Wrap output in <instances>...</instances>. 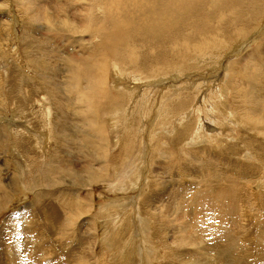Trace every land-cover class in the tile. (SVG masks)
I'll use <instances>...</instances> for the list:
<instances>
[{
  "label": "rangeland",
  "instance_id": "374dc122",
  "mask_svg": "<svg viewBox=\"0 0 264 264\" xmlns=\"http://www.w3.org/2000/svg\"><path fill=\"white\" fill-rule=\"evenodd\" d=\"M19 1L20 6H18V0L17 2L16 0H0V111L3 112L0 114V131L6 136L4 142L0 143V171H2L0 175L4 174L3 180L0 178L4 188L2 185L0 188L6 191V194L0 192V252L3 253L0 264H60L67 259V256L78 257L79 264H100L97 263L98 260L107 257L109 260L107 264H141L143 262L144 264H238V262L264 264V205L261 204L264 201V182L261 181L264 180V163L256 157L263 153L259 146H261L260 141L264 142V126L261 128L255 126L251 130L255 135L250 132L246 136L251 143L255 144L256 149L253 150L245 143L239 142L243 134L242 130L247 128L244 125L248 118L242 114L240 116L241 107L240 111L238 109L244 96L237 91L243 84L237 78L239 73L256 75L254 82L247 78V86L252 87L248 90L251 91L248 96L252 95L256 106L263 108L264 111V73L257 75L261 73L258 68H264V0L261 7L263 11L259 18L250 22L249 28L237 32L233 40L223 41L220 48L201 54L203 49L199 47L205 44H196L191 47L188 60L183 58L185 54H177L174 59L159 61L152 67L150 65L142 67L135 56V64L119 60L109 64V88L113 93L115 91L119 93L117 96L127 90L125 87L118 86L122 81L116 74L118 67L133 70H127L129 73L140 70L143 76L148 77L146 81L143 80V83H158L160 85L158 90L162 93L178 89L179 94L189 92L191 96L198 95L191 108L196 106L201 113L191 115L192 129L196 130L199 127L198 124L204 119L210 122V127L213 129L207 126V132H203L202 139L194 138L196 143L191 138L190 130L187 132L181 129L188 125L187 119L171 120L170 127L160 124L164 123L161 121L164 118L159 117L162 98L155 109L157 113L149 118L148 126L144 127L141 123L147 136L146 134L144 137L141 136L138 133L139 129L136 128V118L142 116L139 109L135 110V116L133 115L128 125L136 131L132 135L128 133L129 130L126 131L127 128L123 124L121 125L123 120L121 113L103 115V120H99L103 123L102 130L90 132L86 125L90 117L76 112L74 105L76 102L71 101L76 96L69 98L70 93L66 91L65 86L68 81L64 76L69 75L70 72L60 64L53 67L55 71L50 76L48 73H41L42 70L38 68L35 70L31 66L29 69L26 61L42 62L38 54L40 51L31 49V46L42 48L43 45L39 46L38 41L41 44L45 42L51 44L49 55L53 63H56L58 58L64 57L65 53L60 48L62 39L73 40L77 38L75 35L83 33L75 15H87L91 7L96 10L95 1L38 0L39 7L49 12L44 15L51 17L47 16L40 22L37 21L41 32L33 35L31 31L32 40L35 41L33 45L26 40L20 42L25 28L19 8L25 10L26 6H31V12H33L34 2ZM84 8L88 11H84ZM204 20L208 21L207 18ZM65 22H69L78 32L67 35L48 34L49 30L58 28L57 23ZM257 48V56L263 58V63L252 67L258 63L253 53ZM5 52L7 54L11 52L14 56L5 57ZM19 57H23L25 61L19 60ZM13 66L15 68L19 66L23 75L17 93H12L14 86H12L13 80L10 74ZM28 76H30L29 79H26L25 77ZM41 76L43 80L46 78L50 80L59 96H63L67 104L70 103L71 112L68 114L71 120L68 119L67 125H61L63 119L59 118L56 112L52 115V129L49 130L50 134L48 131L46 133L50 144L47 155L50 154V159L43 161L46 153H41L42 159L36 163L31 162L24 153L19 157L15 153L18 149L20 151L25 148L28 150L26 153L31 154V145L13 141L8 143V140H13V136L16 138V132L11 131L13 127L22 129L25 125L31 129V133L41 131L45 114L31 116V104L33 101L35 103L36 99H40V95L34 93V90L33 94L32 90L31 93H26L27 82L30 81L34 88H38L35 82ZM136 76L131 74V78ZM214 77L223 86L219 95L216 94L218 92L213 82ZM172 85L176 86L175 89L170 88ZM81 86L85 87L86 83H82ZM138 93L139 90L136 95ZM14 95L19 96L18 101L14 100ZM109 108L103 110L105 111L103 114H106ZM147 111L148 109L143 111V114ZM25 112L29 113L27 119L21 116ZM261 113L262 115L255 117L260 125L264 124V114ZM213 116L215 119L212 118ZM5 118L10 123L6 122ZM158 121L161 122L158 124ZM222 121H225L228 126L222 124ZM234 127L238 129L235 130ZM179 128L180 135L177 132ZM186 133L189 135L186 136ZM148 135H151L152 139H149ZM124 137L125 142L121 144ZM18 138L17 141H19ZM144 140L149 144L147 150L150 148L146 150V153L142 152ZM236 140L240 145L238 144L235 150H232L229 146L236 144ZM60 142L64 143L59 152ZM51 152L58 153L59 157L57 158L56 154L51 156L53 154ZM20 153L22 154L21 151ZM172 153L175 154L174 157L171 156ZM232 162L235 164L241 162L239 165L242 164L243 168L236 170L237 168L231 165ZM18 163L24 166L30 163V166H33L32 172L30 170L28 173L25 186L22 183V171L18 173L16 168ZM221 170L226 172L223 173L225 176L220 177ZM206 171H210L214 177L209 176ZM241 171L245 172L243 177L249 179V183H239L235 180L232 184L231 175L234 173L239 175ZM246 174L253 175L252 179ZM253 183H255L253 190L256 189L259 193L257 198L255 197L257 203L252 204L247 200L243 202L245 193L252 191L250 186ZM212 185L215 188H212ZM244 186L248 191L239 190ZM4 195L7 199L3 202ZM215 196L219 198L216 206L213 201ZM112 198L114 200L111 202ZM117 198L120 199L118 202H116ZM122 202H126L124 208H116ZM52 203L64 206L66 217L64 214L57 217L63 219L60 228L59 226L54 228L52 220L47 217L50 216ZM44 206L49 207L47 215L46 212L41 211ZM132 206L133 209H131ZM73 209H76V212H73ZM115 215H118V219L112 221ZM37 217L40 220L37 221ZM116 223L118 225L115 227ZM137 229L141 230L138 232L143 236L137 234ZM37 235L40 237V242ZM21 242L25 243L26 252H23ZM140 244L143 247L147 244L150 249L149 254L143 249L144 259L139 257ZM77 251L81 253L72 256L68 254ZM149 257L152 259L150 260Z\"/></svg>",
  "mask_w": 264,
  "mask_h": 264
},
{
  "label": "bare ground",
  "instance_id": "6f19581e",
  "mask_svg": "<svg viewBox=\"0 0 264 264\" xmlns=\"http://www.w3.org/2000/svg\"><path fill=\"white\" fill-rule=\"evenodd\" d=\"M32 1L34 2V11L33 12H31V6H26L25 10H23L21 7L19 8V10L21 9L19 13H21V18L24 21L23 27L25 28L24 32L21 36L20 42L22 40L23 41L26 40L27 42H31V45H33L35 43V41L32 40L33 36H31V31L34 33L33 35L40 33L41 29L39 28L38 23L40 22L41 19L48 16V15H44V14L49 13L45 8L39 7L38 0H32ZM94 1L96 3V6H95L96 10H93V8L91 7L89 9L90 10L89 14H87V15H85V14L75 15V18L78 19V21H79L80 27L83 29V33H79V34L75 35L77 38L73 39V40L62 39L63 43H60V48L65 53V56L62 58H58L56 60V63H53L51 61V57L49 55V52L51 51V44L47 43V42L41 44V42L38 41L39 46L43 45L42 48L38 49V47L31 46V49H33V51L35 49H37L38 52L40 51V53H38V54H40V56L42 58V62L38 63V61H37V63H36V61H35V63H34L32 60L26 61L27 62L26 64H27V66H29V69H31V66H32L33 69L37 70V68H38L39 70H42L41 73H48V75L51 76V74H53L55 71L53 67L61 64V66L66 71L70 72L69 75L65 74V76H64L65 79L68 81V82H66L67 84L65 86L66 91H69V93H70L69 98L74 97V95L77 97V98L74 97L71 100L72 102L73 101L76 102L74 104L75 108L77 109L76 112L80 115L86 114L87 117L88 116L90 117V118L88 117L90 120L87 121V124H86L88 126V127L87 126L86 127L89 129L90 132H94V130H99V129H100L99 131L102 130L103 123H101L99 120L102 119L103 115L121 113V115L123 116L122 117L123 120L121 122V125L123 124V126L125 128H127L126 131L129 130L128 133L132 135L136 131L135 130L133 131L132 126H128V125H130V121H131L133 115L135 114V110L139 109L142 112V116H140L138 118L135 117L137 119L136 120V123H137L136 128L139 129L138 133H140L141 136L144 137L146 132H145L144 128L142 127L141 123H143L144 127L148 126L149 118L152 115L157 113L155 109H156V107H158L159 100L162 98L163 102L160 104L162 106V109L160 108L161 112H160L159 117L164 118L163 120H161L164 123H160V124L161 125L166 124L167 127H170L171 122H169V121L177 120L178 118H180L179 119V121H180V120L185 118V119H187L188 125L181 128L182 131L188 132V130H190V132L192 133L191 138H193L192 139L193 141H194V138L195 139H200V138L202 139V137H203L202 135L204 134L203 132H207V126L209 129H213V128L210 127V122H208L207 120L204 119L203 122L198 124L199 127L196 130L192 129L193 121H190L191 115H195V114H197V112H198V114L201 113V110L199 108H197L196 106L193 109L191 108V106L194 105V102L198 98V95L191 96L189 94V92H182L179 94V93H177L179 90L175 89L176 86H173V85L170 88L175 89V90L165 91L162 93L161 91L158 90V88L160 87V85H158V83H151V84L149 82L143 83V80L146 81L148 77L143 76V73L140 70H138V71L135 70L134 72H136V73H129V72H127V70H131L130 68L124 67V69H122L123 68L122 66H121L122 68L117 66L119 68L117 70V73H116L117 77L122 80L118 84V86L127 88L126 92L120 93V96H117V94H119V93H117L116 91H115V93H113L109 88V83H110V80H109V77H110L109 64H110V62L112 63V61H114V60H119L120 62L122 61V62H129V63L134 62V64H135L134 56L137 57L138 62L141 63L142 67H149V65H150V67H152L156 63H158L159 61L174 59V57L177 54H179V55L185 54L183 56V58H187V60H188L190 58V52L192 50L191 47H193V45H196V44H205L204 46H201L199 48L203 49L201 54L207 53L210 50H214V49L218 48L219 46H221V43L223 41L226 40V42H227V39H229L228 42L231 39L233 40V37L237 34V32L239 33V31L245 30L246 28H249L248 27L249 23L252 22L254 19L255 20L258 19L260 13H262V11H263L261 8L263 6L262 0H94ZM16 2H17V0H16ZM18 4H19L18 6L21 5V2L19 0H18ZM59 9L60 8H58V10ZM99 9H100V11H99ZM84 11L87 12L88 9L84 8ZM48 17H51V16H48ZM205 18L208 19V21H207L208 23L205 22V20H204ZM37 21H39V22L37 23ZM50 23H52V22H50ZM25 24L27 26H25ZM57 24H58V28H56L55 30L54 29L49 30L48 34L50 33L53 35H67L68 33H77L78 32V30L73 28L69 22L57 23ZM243 32H245V31H243ZM28 40H31V41H28ZM163 40H164V42H163ZM260 50L261 49L259 48V51ZM257 51H258V48L255 49L253 53H255V56H256L255 59L258 61V63L256 64V66L254 65L252 67H257L258 64L263 63V61H262L263 58H260L257 56V53H256ZM12 56H14V55L11 52L9 54H7L5 52V57H12ZM21 59H23V62L25 61L23 57H19V60H21ZM116 64H118V63L116 62ZM12 70L13 71L10 74V78H11V80H13L12 86H14V89H12V93H17V91L19 90V85H20V82L22 80L23 75L21 73V70L19 69V66L17 68H15L13 66ZM131 71H133V70H131ZM258 71H260L261 73L257 72L258 74L257 73L256 74L262 75L264 73V68L260 67V68H258ZM131 74L137 75V76L135 78H131ZM220 76H222V75H220ZM255 76H254V74H249V73L244 74V72H241L237 75L238 80L243 83L237 91L240 92L242 94V96H244L241 104L239 105L238 110L240 111V107H241L240 116L242 114L248 118L246 124L244 123L245 124L244 127H247V128L242 130L243 134L241 135L239 142L245 143L247 146H249L253 150L256 149L255 144L251 143L250 140H248L246 138V136H247V134H249L251 132V130H253L255 128V126L257 128H261L264 126V124L260 125V122L257 121L255 118L256 116H258L260 114L262 115L261 112H263V114H264L263 108L256 106L255 100L252 98V95H251V97L248 96L251 92L248 90L249 89L251 90L252 87L250 85L247 86V78H249L251 81L254 82ZM29 77L30 76L25 77V78L29 79ZM52 81H53V79H52ZM213 82L217 86L216 90L218 93H216V94L219 95L222 92L223 86L221 85V82H218L216 80V77H214ZM35 83L38 86V88H34L33 84L30 81L27 82L28 86L26 88V93H31V90H32V94H33V90H34V93H37L40 95V99H36L35 103L33 102L31 104V116L38 115V114L39 115L45 114L43 122H42L43 126L41 125L42 126L41 131L38 133L37 132L31 133L30 132L31 129L25 125H23L22 129L13 127V129L11 131L16 132V134H15L16 138L13 136V140L9 139L8 143H11L10 141L22 142L24 144L28 143L29 145L32 146L31 154H29V152L26 153L28 150L26 149L27 150L26 151L25 148H24V150H20L22 152V154L20 153L19 149H18V152H15V151L14 152L17 153L16 154L17 157H19L20 155H23V153H24L27 155L28 159L31 160V162L38 163L39 161H41L42 156H43L42 154H44V153H46V156H44L45 158L43 157V161L50 159L49 158L50 154L47 155V148H48V145L50 147V144L48 143L49 139H48V136L46 135V133L48 131L50 134L49 130L52 129L51 128V126H52V120H51L52 115L56 112L58 114L59 118L63 119V122L61 123V125L62 124L67 125L68 119H70L68 112H71L70 111L71 108H70V103L67 104L64 97L59 96L58 92L56 91V88H54V86H53L54 84H52V82L50 80H47V78L43 80V76H41V77H39V79ZM82 83H86V86L85 87L81 86ZM64 85H65V83H64ZM138 90H139V93L136 95V92ZM246 91H247V93H245ZM125 94H126V96H125ZM17 97H19V96L14 95V100L17 99ZM123 97L126 99H124ZM204 100H205V98H204ZM17 101H18V99H17ZM124 103H126V105H124ZM17 106H19V105H17ZM113 106H117V107H113ZM43 107H45V109H43ZM107 108H109L107 113L103 114V112H105L103 110H106ZM25 109H26V107H25ZM146 109H148V111L145 114H143V111H145ZM25 111H28V110H25ZM1 113H3V112L0 111V114ZM28 114L29 113L25 112V114L23 113L21 116H23L24 118L27 119ZM12 115H14V113ZM15 115H17V114H15ZM157 117H158V114L156 115V119H157ZM212 118L215 119L214 116ZM5 120H6V122L10 123L7 120V118H5ZM161 121H158V124ZM166 121H167V123H166ZM11 122L14 123V121H11ZM231 122H233V121H231ZM19 123H21V122H19ZM226 123H227V120H226ZM226 123H225V121H222V124H225V126L227 125ZM237 124H239V123H237ZM59 127H61V126H59ZM234 128H235V130L238 129V128L236 129V127H234ZM148 129L150 130V128H148ZM9 131H10V129H9ZM180 131H181L180 128L177 129V132L179 135H180ZM2 133L3 132L0 131V143L4 142L5 137H6L5 134L3 135ZM251 133L254 134L253 131ZM122 134H123V132H122ZM137 135H139V134H137ZM137 135H135V136H137ZM153 135H155V134H153ZM188 135L189 134L186 133V136H188ZM145 136H147V134ZM17 137H19L18 138L19 141L16 140ZM21 137H23V139H21ZM148 137H149V139H152L151 135L150 136L148 135ZM177 137L178 136H176V138ZM250 139H251V137H250ZM145 140H144V142H145ZM46 141H47V143H46ZM124 142H125V137L122 139L121 144H123ZM133 142H135V140ZM63 143L60 142V146L58 147V148H60L59 152L62 150L61 146ZM131 143H132V141H131ZM150 143H151V141H150ZM260 143H261V146H259V147H261L260 150H262L263 153L260 155H256V157L258 158L257 160L264 163V142L260 141ZM238 144L239 143H237V140H236V144L231 145L229 147L232 150H235L234 148ZM143 145H144V148L142 149V152L146 153V150H147V147L149 144H147L145 142V143H143ZM20 146H22V145H20ZM120 146H122V145H120ZM134 147H135V145H134ZM140 147H141V145H140ZM150 147H152V146H150ZM245 148H247V147H245ZM7 149H9V148H7ZM138 151H140V150H138ZM38 152H40V154H38ZM35 153H37V154H35ZM51 153H53V154H51V156L56 154L57 158L59 157L58 153H56V152H51ZM252 153L253 152H251V154ZM12 154H13V152H12ZM78 154H79V152H78ZM253 154H255V153H253ZM146 156H148V154ZM171 156L174 157L175 154L172 153ZM57 158L55 159V161L57 160ZM30 163L27 166H26V164L24 166V165H20L18 163V165L16 166V168L18 169V173H19V171H22V177L21 178H22V183L24 186L26 184L29 171L31 170L30 172H32L33 166H30L31 165ZM36 163H35V165L37 167ZM119 163H117V164H119ZM148 163H150V161ZM240 163L235 164L232 162L231 165H234L237 168L236 170H238V169L241 170L243 168V166H242V164L240 166L239 165ZM142 167H144V166H142ZM145 167H146V164H145ZM138 170H142V169H138ZM1 172L2 171H0V174H1ZM107 172H109V171H107ZM145 172H147V170ZM206 172L208 173L209 176L214 177V175L210 171H206ZM223 173H226V172L224 170H221L220 171V177L225 176V175H223ZM142 174H143V172H142ZM244 175H245V172H242V171H241V174H239V175H235V173H234L233 175H231V177H232L231 179H233L231 181V183L234 184L235 180H237L236 182H239V183L244 182V183L248 184L249 179L244 178L243 177ZM246 175L250 179H252L253 175H251V174L250 175L246 174ZM3 176H4V174L0 175V178L2 179ZM20 176H21V174H20ZM150 176H151V174H150ZM134 177H136V176H134ZM217 177H218V175H217ZM142 178H144V177H142ZM226 178L228 179V177H226ZM15 181H17V180H15ZM261 181H262V183L264 182L263 179ZM15 183H17V182H15ZM19 183H20V181H19ZM134 184H136V183H134ZM140 184H139V186H140ZM254 184L255 183L251 184V186H250V187H252V191H248L245 188V186L239 189V190L244 189V191H248L245 193V198L243 199V202L247 200L249 203H252V204L257 203L256 198H257V195L259 193L256 191V189L253 190ZM1 185H2V183L0 182V187H1ZM232 186L235 187V185H232ZM2 187H3V185H2ZM144 187H145V185H144ZM216 187L220 188L219 186H216ZM3 188H0V192H4V194H6V191H4V190L2 191ZM212 188H215V186L212 185ZM237 188H238V186H237ZM11 189H12V187H11ZM132 189H130V190H132ZM223 189L224 188H222V190ZM142 192H144V191H142ZM137 196L138 195H136V197ZM215 197L216 198H213V201L215 202L214 205L216 206V202L219 201V198L217 196H215ZM5 199H7L6 195H4V197H3V202ZM118 199L119 198H117L116 202H118ZM140 199H142V198H140ZM113 200H114L113 198L110 199L111 202ZM254 200H256V201H254ZM0 202H1V200H0ZM125 203L126 202H122L121 204L116 206V208H119V207L122 208L125 205ZM249 203H248V205H249ZM54 204L55 203L50 204V205H53V206H51L50 212L48 211L49 207L46 208L45 206L41 209V211L43 213L46 212V215L49 212L50 216H47V217L52 220L51 223L54 224V228H57L58 226L60 228V225H62L61 223H63V219H58L57 217L62 216L63 214L66 217L64 210H63L64 206H57ZM261 204L264 205V201H262ZM107 205H109V204H107ZM107 205H105V207ZM115 205H116V203H115ZM218 205H219V203H218ZM209 206H211V205H209ZM135 207H136V204H135ZM138 207H140V206H138ZM131 209H133V206ZM74 211L76 212V209H73V212ZM77 211H78V209H77ZM126 211H124V213ZM135 211H136V209H135ZM254 213H255V210H254ZM117 216L118 215H115V217H114V219H112V221L117 220L118 219ZM263 217H264V215H263ZM76 218L77 217H75V219ZM149 219H150V217H149ZM38 220H40L39 217H37V221ZM249 220L250 219H248V221ZM40 222H37V223H40ZM117 225L118 224L116 223L115 227ZM248 226H249V224H248ZM138 231H141V230L137 229V234L139 236H143V234L140 235ZM36 237H37V239H39V242H40L41 241L40 237L38 235ZM14 240H15V238H14ZM145 242H147V241H145ZM244 242H245V240H244ZM216 244H217V242H216ZM21 246H22L23 252H26V247H25L24 242H21ZM156 247H157V245L155 246V248ZM139 249H140L139 250V257L144 259L143 253H145V252L143 251V249L147 250L148 254H149L150 249L147 247V244H145L144 247L142 244H140ZM135 250H137L136 247H135ZM151 251H153V250H151ZM79 253H81V252H79V251L70 252L68 254H70L72 256V255H77ZM236 253L238 254V251ZM237 254H235V255L237 256ZM93 255H92V258H93ZM126 255H128V254H126ZM51 256H52V254L50 253V257ZM144 256H145V254H144ZM150 257H152V256H150ZM0 258H3V253H1V252H0ZM151 259L152 258H150V260ZM77 260H78V257H76V256L71 257V258H69L67 256V259L63 260V262H61L60 264H79L77 262ZM147 260H145V261H147ZM107 261L109 262L108 257L106 259H103V260H101V259L98 260L97 263L107 264ZM236 261L238 262V260H236ZM214 263H216V262H214ZM141 264H144V262ZM238 264H240V262H238Z\"/></svg>",
  "mask_w": 264,
  "mask_h": 264
},
{
  "label": "crops",
  "instance_id": "0c3cea01",
  "mask_svg": "<svg viewBox=\"0 0 264 264\" xmlns=\"http://www.w3.org/2000/svg\"><path fill=\"white\" fill-rule=\"evenodd\" d=\"M34 102V101H33ZM24 241V240H23Z\"/></svg>",
  "mask_w": 264,
  "mask_h": 264
}]
</instances>
